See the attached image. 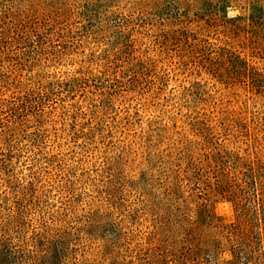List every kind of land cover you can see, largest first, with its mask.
<instances>
[{
    "label": "rangeland",
    "instance_id": "374dc122",
    "mask_svg": "<svg viewBox=\"0 0 264 264\" xmlns=\"http://www.w3.org/2000/svg\"><path fill=\"white\" fill-rule=\"evenodd\" d=\"M257 16L264 0H0V264L230 260L231 205L181 179L201 136L264 152ZM237 58L261 89L220 70Z\"/></svg>",
    "mask_w": 264,
    "mask_h": 264
},
{
    "label": "trees",
    "instance_id": "16d2710c",
    "mask_svg": "<svg viewBox=\"0 0 264 264\" xmlns=\"http://www.w3.org/2000/svg\"><path fill=\"white\" fill-rule=\"evenodd\" d=\"M195 19L194 22H204L206 26H210L209 18L197 16ZM233 20L241 19L236 17ZM248 21L251 25L264 26L263 20L259 16L249 17ZM57 30L56 33L59 37H64L69 33L65 27H57ZM38 43L41 44L42 40ZM217 61L224 63V65L230 63L226 55H221ZM237 61L238 67L225 66L220 70L226 72L235 69L234 72L237 71L235 77L248 80L255 89H261L254 80L256 73L241 59L237 58ZM208 73L222 81L221 76H218V72H216V68H212ZM20 98L14 99L20 101ZM2 101L4 100L0 99V106L3 104ZM24 110L23 104L15 107L16 114H13L14 118L11 121L13 124L22 122L23 115L21 112ZM216 136L212 135L209 139L201 136L203 141L200 146L203 153L198 158L191 157L192 163L183 171L185 175L181 179L182 186L186 182L185 186L198 192L195 195L198 199L200 194L207 190L208 197H211L206 199L208 204L225 201L232 207L233 222L214 226L218 231L216 235L217 245L221 241L226 244V248L218 251L217 254L227 251L230 253L231 259L223 263L213 259L212 264H264V209L261 204L264 199V152L259 145L257 147L246 145L247 148L243 150L244 155H240L239 151H232L222 145L224 139L219 141V137ZM247 136L248 132L246 131L244 137ZM204 196L206 197L205 194ZM208 204L201 203L199 208H209ZM211 218L212 221L217 222V217L213 212ZM184 262L189 263L187 259ZM192 262L194 260H190V263ZM202 264L206 263L202 262Z\"/></svg>",
    "mask_w": 264,
    "mask_h": 264
}]
</instances>
